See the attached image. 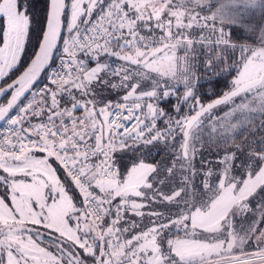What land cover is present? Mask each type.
Segmentation results:
<instances>
[{"label":"snow or ice","instance_id":"snow-or-ice-1","mask_svg":"<svg viewBox=\"0 0 264 264\" xmlns=\"http://www.w3.org/2000/svg\"><path fill=\"white\" fill-rule=\"evenodd\" d=\"M206 2L48 0L39 50L17 80L0 87V97L12 93L6 106H0V121L8 124L6 131L0 132V264H244L234 250L243 252L242 246H251L253 239L259 250L248 254L249 259L264 264V229L260 228L264 224V196L255 209L249 200L258 189L264 190V149L250 150L246 179L237 181L228 176L229 161L235 156L230 153L224 158L225 172L218 185H209L206 177L202 188L189 187L204 114L242 93L244 99L250 97L251 103L242 102L226 114L240 113L243 119L238 126L223 129L225 140L228 131L238 134L246 122L264 116V0H225L213 15L202 16L197 9L202 10ZM225 8L258 12L260 23H246L240 16L225 14ZM29 12L25 0H0V80L21 62L32 20ZM229 25L251 33L259 46L232 43L231 34L225 31ZM196 28L199 33L194 32ZM196 45L208 47L209 56L221 45L239 48L242 68L232 90L199 110L193 108L195 115L176 120L149 103L151 124L141 129L144 121L137 113L143 106L139 101L158 95L169 97L175 88L170 81L185 86V101L195 99L190 81ZM181 52L183 55L178 54ZM102 57L136 66L137 74L145 77L155 72L164 78L166 90H160L161 80H156L153 90L137 94L139 84L129 83V68L113 69L101 62ZM205 63L211 67L213 60ZM48 71L56 88L33 93L37 78ZM109 74L119 76V83L107 79ZM101 88L128 91L123 102L113 105L97 99V89ZM26 94L33 99L23 103ZM130 99L133 104L127 103ZM81 111L82 117L75 115ZM164 117L167 123L161 131L155 122ZM132 119L137 123L129 129L123 121ZM260 126L264 128V123ZM177 130L182 133V143L172 166L164 170L171 175L177 171L189 174L171 195L163 197L176 211L167 216L152 213L157 218L152 227L133 233L135 224L121 225L122 213L132 210L143 215L139 209L144 204L131 197H146L143 189L152 188L148 177L158 169L141 163L122 178L111 162L117 146L114 137L119 136V146L124 147L126 135L137 140L147 131L150 136L145 143H167ZM213 133L209 132L210 138ZM53 157L73 178L79 199L69 195L56 178L49 163ZM208 192L212 195L205 199ZM237 212H251L253 217L252 223L241 229L242 235L234 226ZM38 225L59 233L64 247L57 246L56 253L41 247L33 238L40 235ZM172 229L182 231L184 237L169 239L165 248L164 234Z\"/></svg>","mask_w":264,"mask_h":264},{"label":"trees","instance_id":"trees-1","mask_svg":"<svg viewBox=\"0 0 264 264\" xmlns=\"http://www.w3.org/2000/svg\"><path fill=\"white\" fill-rule=\"evenodd\" d=\"M25 2L30 5L29 14L32 17L29 37L27 39L24 55L19 66L4 80L2 87H5L7 84L16 79L29 65L30 60L34 57V53L37 52L39 48L42 34L45 30L48 0H25ZM222 2H225V0H208V2H206L203 6V9H197V11H200L202 16H211L216 12L217 8L220 7V3ZM224 12L228 15H237L242 17L246 23H260V16L258 12L252 14L250 12H244L242 9L232 8H225ZM225 31L231 34L232 43L237 45H248L253 48L259 46L257 43H254V37L252 34L246 33L239 26L232 27L229 25L225 28ZM194 32L199 33L200 29L196 28L194 29ZM204 34L208 35V29H204ZM196 48V59L193 61L194 67L192 68V79L190 81L195 99L189 98L185 101L183 99L186 91L185 86L182 83L178 84L175 81H170V83L175 84V88L171 89L172 94L169 97L165 98L158 95L157 98L149 99L148 97H144L139 101L143 106L141 110V120L144 121V124H141L142 127L145 125L150 126L151 124L150 114L148 113V109L146 107L149 103L167 113V115L172 117L173 120H176L195 115L193 108L199 110L200 106H204L223 96L224 93L232 90V82L235 80L242 68L241 53L239 48H225L221 45L219 48H216L214 52H212L211 56L208 55L210 51L208 47L201 49L199 45H196ZM178 54L183 55L182 52ZM215 57H221L222 59L217 60ZM209 59L213 60L211 67L206 66L205 63ZM101 62L108 63L113 69L128 67L130 73H132V78L129 80V83L139 84L137 94L153 90L156 80H161L160 90H166L163 85L164 78L159 77L155 72H150L147 77L139 75L137 74L136 66H129L125 62L114 57H102ZM89 66L92 67L95 65L91 64ZM140 71L148 72L147 69H141ZM49 73L50 71L44 73L42 79L36 85V88L42 83L47 82ZM106 78L111 80L112 83H119L120 80L119 76H111L110 74ZM55 88L56 86L54 89ZM97 91L99 92L97 99H102L104 102L111 101L112 104L115 105L117 102H123L122 98L128 89L101 88L97 89ZM10 96L11 92L4 96L3 101L7 102ZM249 99L250 97L248 99H244V94H242L230 101L228 104L214 109L210 114L207 113L201 118L203 126L199 140L195 142L197 153L193 159L203 166L202 169L204 171H207L208 169L210 170V173L207 175L208 177L217 179L224 174L225 164L223 161L225 156L230 153H235V156L229 161L230 171L228 176L231 177L237 173L238 175H241L239 174L240 172H237V170L243 168V171H245V165L248 162L249 155L251 154L250 150L259 151L260 149H264V144L260 143L261 140H264V128L260 126L261 123H264V116H256L254 119L246 122L243 130L239 131L238 134L231 130L228 131V138L227 140L224 139L223 129L229 125L238 126L240 121L243 119V116L240 114L238 115L237 113L235 115L226 114L229 113L234 106L239 105L242 102H249ZM127 103L133 104V100L130 99ZM70 106V104L64 105V107ZM97 107H102V105H97ZM177 107L180 109L179 112L176 111ZM75 115L82 117L84 112H76ZM166 123L167 117L158 118L155 122L156 128L163 131ZM211 130H214V133L210 138L209 132ZM154 134V132L151 133V135ZM149 136L150 134L146 131L144 137H142L140 141L134 143L127 142L124 147L118 146L116 158L119 166V172L122 175L128 173V171L136 164L149 163L157 166L159 172H161V176L165 180L169 179L170 174L164 169L172 166L174 153L179 151L182 143V133L178 130L174 131L172 133L174 140L172 137H169L167 143L164 140L153 142L151 144L145 143V139ZM57 167L59 168L58 165ZM59 170L67 181L66 185L69 192L75 198L79 199L74 190L75 186L73 183L69 180V178H67L60 168ZM243 175L244 172L242 173V176ZM2 191L3 189L0 188V192ZM262 192L264 194V190ZM144 208L146 209L147 207L145 206ZM154 208L156 211L159 210L158 206ZM131 215L130 210L125 212L123 216L124 219L120 222L121 225L129 227L135 224V227L132 228L133 233H138L148 227L143 226V229L141 227L136 228V224H139V220L134 218V214L132 215V219ZM129 216L132 219L131 221L128 219ZM36 228L39 230L40 235L38 237L34 236L33 238L37 240L40 246L48 247L53 253H56L57 246L64 247V242L61 238H59V233H53L51 229H45L40 225L36 226ZM171 235L178 236L179 232H172ZM167 239H169V237H167Z\"/></svg>","mask_w":264,"mask_h":264},{"label":"rangeland","instance_id":"rangeland-1","mask_svg":"<svg viewBox=\"0 0 264 264\" xmlns=\"http://www.w3.org/2000/svg\"><path fill=\"white\" fill-rule=\"evenodd\" d=\"M0 23H3V22H0ZM64 35L66 36L67 33L65 32ZM26 43H27V40H26ZM0 46H2V45H0ZM25 47H26V44H25ZM23 55H24V53L22 54V57H23ZM12 71L10 72V74L12 73ZM237 76H236V78H237ZM4 80H0V87H2V85L4 83ZM1 102H2L1 104L3 106L4 103H5L3 101V99H2ZM246 103H251V100L249 99V102H246ZM237 114L239 115L240 113H237ZM52 159H50L49 163H51V165H52V167H53V169L55 171L56 178L60 181V183L62 185L65 186V189L68 191L69 195L73 196L69 192V190L67 188V185H66L67 184V181H66L65 177L63 176V174L61 173V171L57 167V164H56L57 162L55 161V159H53L56 162L55 163L54 161H52ZM144 164H149V163H144ZM192 164H193V168H194L195 174L192 175L191 181L189 182V187H192L193 185H196V186H200L202 188L203 187V183H204L206 177H207V183L209 185H218L219 184V180L221 178H223V176H224V174H223L220 178H217V179L216 178H210V177L207 176L210 173V170L209 169L207 171L206 170L204 171L202 169L203 166L200 163L196 162L194 159L192 160ZM137 165H139V164H136L134 166H137ZM151 165H154V164H151ZM154 166L157 167L156 165H154ZM131 169L128 172H130ZM237 172H240L239 174H241V175H238V173H237V174H235L234 176H231V177H235V179L237 181H240L242 179H246L247 178L246 172L243 171V168H240L239 170H237ZM243 172H244V175L242 176V173ZM188 174L189 173L187 171H185V172L177 171L175 173V175H171L170 174L169 179H166V180L161 176V172H159V170L157 172L151 173L149 175L148 182L152 184V188L151 189H148V188L143 189V191L146 193V197H131V199L136 200L137 203H139L138 202L139 200L141 202L143 201L142 204H144L147 207L146 209H139V211L141 213H143V215H136L135 212L133 213L135 215L134 218L137 219V220H139V224H136V228L137 227H141L143 229L144 228L143 226H148V227L151 226L152 227L153 222H155L156 219H157L155 216L152 215V213H154V212L161 213L164 216H167L169 214V211H172V212H175L176 211L175 205L172 204V203H169L163 197L165 195H171L172 190L173 189H177V186L182 183V177H186ZM126 176H127V173L124 174V175L121 174V177L122 178H124ZM74 190H75L77 196L80 198V195L78 194L76 188ZM262 191L263 190H259L258 189L257 190V193L253 197H250L249 198V200L251 202V205L250 206L253 209H255V207L257 206L260 197L261 196H264V194H263ZM211 195H212L211 192L206 193L205 199H207V197L208 196H211ZM154 196H155V198H153ZM74 202H75V200H74ZM157 206L159 208L158 211H156L155 208H154V207H157ZM257 216H259V215L257 214ZM141 219H143V220H141ZM238 219L241 220V223H244L243 224L244 226H241V227L236 226ZM252 219H253V217H252V213L251 212H245V213L237 212V215H236V217L234 219V226H235V228L237 230L240 229V234L241 235L243 234L242 231H241V229L242 228H246L248 226L246 224L247 221H252ZM148 227H146L144 230H146ZM262 229H264V226H262ZM172 232H176V230L175 229H172L171 231H168V232H166L164 234V238H163L164 239V247H167V241L169 239L175 240V239L183 238L184 237V233L182 231L179 232V235L178 236H172L171 235ZM167 237H169V239H167ZM253 240L255 241V239H253ZM45 248L50 251V249L48 247H45ZM235 253H236V250H234V254ZM237 257H239L244 262V264H261V261L258 260V259L257 260H254V261H250L249 256H246L245 258H242L241 256H237Z\"/></svg>","mask_w":264,"mask_h":264},{"label":"built area","instance_id":"built-area-1","mask_svg":"<svg viewBox=\"0 0 264 264\" xmlns=\"http://www.w3.org/2000/svg\"><path fill=\"white\" fill-rule=\"evenodd\" d=\"M57 63H58V61H57ZM50 76H51V72L49 73V76H48V80H47V82L42 83L40 86H38L37 88H35L32 92L35 93V92L37 91V89H43V88H45V87H48V88L54 89V87H55L56 85H54V84L51 83ZM32 99H33V96L30 94V96H29L28 98H26V99L23 101V103H27L28 101H30V100H32ZM35 99H36V100H39V99H40L39 95H37V96L35 97ZM128 104H130V103H128ZM120 111H122L124 115H127V112L124 111L123 108H121ZM137 115H139V117H140V119H141V111H139V112L137 113ZM37 122H38V121L33 120V123H37ZM123 123H124L129 129H131V128H133V127L136 125L137 122H136L135 119H132V120H124ZM25 126H26V125H25ZM7 128H8V124H7L5 121H3V122L0 124V132H5ZM140 128L143 129L144 127H142V126L140 125ZM145 133H146V131H145ZM134 134H135V133H133V135H134ZM141 139H142V138L137 139V140H133L132 138H127V135H126L125 143H127V142H133V143H134V142L140 141ZM114 140H115V143H116L117 146L115 147L114 152L111 154V162H112V164H113L114 169L119 173V166H118V163H117V160H116V152H117V147L119 146V143H120V137H119V136H116V137H114ZM53 159H55V158L53 157ZM55 161H56V160H55ZM56 162H57V164L60 166V168L64 171V173L67 175V177L69 178V180H70V181L74 184V186H75V182H74L73 178L67 174V170L64 168V166L61 165V164L59 163V161H56ZM96 162L99 163L98 160H97ZM75 188H76V186H75ZM76 190H77L78 194L80 195V193H79V189L76 188ZM250 261H254V260H250Z\"/></svg>","mask_w":264,"mask_h":264},{"label":"crops","instance_id":"crops-1","mask_svg":"<svg viewBox=\"0 0 264 264\" xmlns=\"http://www.w3.org/2000/svg\"><path fill=\"white\" fill-rule=\"evenodd\" d=\"M117 150H118V147H117ZM117 153V152H116ZM38 155H40L39 153H38ZM52 159V158H51ZM116 160H117V158H116ZM52 161H54L53 159H52ZM58 165V164H57ZM59 166V165H58ZM59 168H60V166H59ZM61 169V168H60ZM62 170V169H61ZM63 171V170H62ZM63 173H64V171H63ZM120 173V172H119ZM65 174V173H64ZM66 175V174H65ZM120 175H121V173H120ZM67 176V175H66ZM68 178V177H67ZM74 185V184H73ZM118 200H119V198H117V202H118ZM139 203H143V201L141 202L140 200L138 201ZM144 207H145V205H144ZM144 207H142L141 209H145ZM133 211L132 210H130V215L132 214L133 215ZM123 214V216H124V214H125V212L124 213H122ZM131 215V217H132V219H133V216ZM259 215V214H258ZM131 217L129 216L128 217V219L131 221L132 219H131ZM257 218H258V216H257ZM123 219H124V217H123ZM252 223V221H247V225H249V224H251ZM244 223H241V220L240 219H238L237 220V224H236V226H239V227H241V226H244L243 225ZM262 226H264V224H261L260 225V228H262ZM237 230V229H236ZM238 232H240V229L239 230H237ZM243 233V232H242ZM243 247V252H241V251H238V250H236V253L234 254L235 256H241L242 258H245L246 256H248V254H251V253H253V252H257L259 249L257 248V246H256V242L253 240L252 241V243H251V246H249V245H243L242 246ZM238 252V253H237ZM253 263V262H252Z\"/></svg>","mask_w":264,"mask_h":264},{"label":"water","instance_id":"water-1","mask_svg":"<svg viewBox=\"0 0 264 264\" xmlns=\"http://www.w3.org/2000/svg\"><path fill=\"white\" fill-rule=\"evenodd\" d=\"M45 30H46V26H45ZM45 30H44V31H45ZM41 42H42V39H41ZM41 42H40V43H41ZM38 50H39V48H38ZM38 50H37V51H38ZM33 59H34V57H33ZM27 67H28V66H27ZM27 67H26V68H27ZM26 68H25V70H26ZM25 70H24V71H25ZM22 73H23V72H22ZM22 73H21L20 75H22ZM44 73H45V72H42V73L40 74V76L37 78V81L34 83L33 88H32L31 91H33L34 87H35V86L38 84V82L42 79ZM20 75H19V76H20ZM19 76H18L16 79H14V80H17V79L19 78ZM14 80H13V81H14ZM13 81H12V82H13ZM12 82H10L9 84H11ZM7 85H8V84H7ZM7 85H6L5 87H3V88H6ZM9 92H11V91H9ZM9 92H8V93H9ZM11 94H12V93H11ZM242 94H243V93H242ZM242 94H241V95H242ZM5 96H6V95H5ZM28 96H29V94H26V97H23V98H22V102H23ZM222 97H223V96H221V97H219V98H217V99H221ZM3 98H4V96H3V97H0V106H2V104H1L2 102H1V101H2ZM10 98H11V96H10ZM10 98H9V99H10ZM235 98H236V97H235ZM235 98H233V99H235ZM217 99H215V100H217ZM215 100L211 101L210 103H213ZM210 103H208V104H210ZM6 104H7V102H5L3 106H6ZM208 104H206V105H204V106H207ZM220 106H222V105H218L217 107L213 108L212 111H213L214 109L220 107ZM206 114H207V113H206ZM206 114H204V115H206ZM204 115H203V116H204ZM203 116H202V117H203ZM202 117H201V118H202ZM201 118H200V119H201ZM2 122H3V121H0V124H1Z\"/></svg>","mask_w":264,"mask_h":264}]
</instances>
